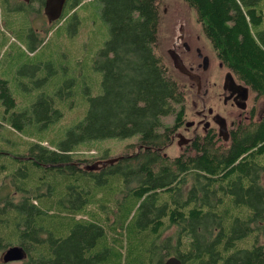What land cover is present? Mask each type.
<instances>
[{"label": "trees", "instance_id": "1", "mask_svg": "<svg viewBox=\"0 0 264 264\" xmlns=\"http://www.w3.org/2000/svg\"><path fill=\"white\" fill-rule=\"evenodd\" d=\"M99 1L109 29L95 62L102 92L89 97L84 117L58 147L33 144L25 155L12 157L15 164L0 161V189L10 178L14 193H21L16 201L0 195V251L22 246L21 264H164L172 255L182 264H264V243L256 242L264 228V115L228 143L196 138L174 157L165 154L185 121L186 94L154 52L161 0ZM184 1L195 9L218 60L256 96L264 95L261 0ZM0 99L7 108L14 105L1 77ZM34 108L43 110L44 121L59 113L47 97ZM134 134L136 152L109 164L131 184L130 207L121 215L119 208L118 217L128 219L135 209L132 228L125 220L119 225L138 236L123 262L121 253L110 252L107 236L116 234V211L107 212L102 226L105 220L81 217L70 205L77 191H92L82 176L89 173L82 163L91 159L77 156L72 145ZM170 231L173 245L171 236L162 237ZM249 235L246 247L243 240L237 246ZM121 237L113 239L122 242ZM144 239L152 246L142 250Z\"/></svg>", "mask_w": 264, "mask_h": 264}, {"label": "rangeland", "instance_id": "2", "mask_svg": "<svg viewBox=\"0 0 264 264\" xmlns=\"http://www.w3.org/2000/svg\"><path fill=\"white\" fill-rule=\"evenodd\" d=\"M38 1L31 0L26 3L18 0H0V77L7 81L8 90L14 100V105L7 108L0 99V151L6 154L0 155V161H11V164H15V161H12L13 156L25 155L33 144L49 148L58 147L59 143L67 138L68 130L84 117L89 107V97L102 92L101 72L95 67V62L108 39L109 29L101 17L100 1L67 0L62 14L64 17L53 23L47 22L43 5ZM258 8L263 17L258 28L262 30L264 0L259 2ZM180 29L184 37L177 41ZM183 42L189 46L188 50ZM174 46L185 65L193 66L194 71L200 75L201 93L206 92L204 106L209 112L223 110L220 93L229 69L218 60L202 31L195 9L184 0H161L154 52L163 59L172 76L184 84L185 121H190L195 119V110L201 107L202 102L196 94L195 84L175 68L170 56V50ZM198 50L209 58L205 70L199 66L202 61ZM233 77L237 80L234 74ZM250 96L253 97L254 110L259 107L263 110L264 95L256 96L251 91ZM42 97L50 98L52 107L59 111L58 115L54 113L53 117L46 121L42 118L43 110L34 108L36 101ZM165 121L170 122L171 118L167 117ZM16 125H20V128ZM191 129L192 127H186L183 123L178 131L185 137H190ZM137 139L138 134L87 140L73 144L72 150L79 157L91 159L90 163H82L83 165L93 164L99 160L132 155L138 149L135 143ZM177 141L174 140L165 148V154L174 157L185 150ZM27 162L29 161H26V166L36 167ZM112 170L113 166L109 165L82 173V176L88 178L92 191H77L70 200L74 205H70L75 211H79L81 217L91 219V216H94L101 221L105 220L100 223L102 226L106 224L107 212L116 211V234L109 232L107 236L110 252L114 255L121 253L124 262L138 236L127 233V230L119 225L125 220L126 225L129 223L128 230L129 227L131 229L135 220V217L132 219L135 209L128 219L118 217L119 208L121 215L130 207L132 199L127 196V190L131 184L126 182L124 173ZM33 180L34 177L29 181ZM262 181L264 185V179ZM114 182L118 184H113ZM15 191L12 180L4 179L0 195H7L16 201L21 193H14ZM93 191L97 192L94 197ZM59 194L56 192L55 199L60 198ZM82 205H85L83 209ZM114 235L122 236V242L119 239L114 240ZM251 235L238 241L237 246L243 240V247H246ZM167 236H171V243L175 244V234L170 231L162 235L163 238ZM256 242L264 243L263 227ZM150 243L151 240L144 239L142 250L148 249ZM3 252L0 251V264H21L22 260L4 262L1 257Z\"/></svg>", "mask_w": 264, "mask_h": 264}, {"label": "flooded vegetation", "instance_id": "3", "mask_svg": "<svg viewBox=\"0 0 264 264\" xmlns=\"http://www.w3.org/2000/svg\"><path fill=\"white\" fill-rule=\"evenodd\" d=\"M30 1L31 0H29L28 2ZM38 2L40 4L42 3L40 0ZM192 68V70L194 71L193 66ZM194 72L197 73L196 71ZM235 82L237 84H242L243 86L248 87L241 81L235 80ZM250 93L251 91L249 87L248 89H243L242 87L232 85L230 82L226 85L225 88L223 85L222 91L220 93L222 104L224 105L223 110L209 112L208 109L201 104V107L195 110V119L184 122V126L192 127V129L191 136L187 137L191 140L188 144L183 145V147L186 148L196 138H198V140H200L201 142L209 139L216 142L217 144L228 143L232 140L233 135L237 133L239 129L251 127L255 123L259 122L264 115V109L262 110V108L259 107L258 110H254V104L252 103L253 97L250 96ZM197 96L202 102V99L204 100L206 98V92L201 93L200 90ZM249 104L251 105L250 107ZM220 117H223L226 121L228 134V139L226 141L222 136L219 135V126L217 120H220ZM186 123H188L189 126H187ZM177 132L179 131H176L175 133ZM175 133H173V135ZM174 140L177 141V137H173V139L171 137L172 143Z\"/></svg>", "mask_w": 264, "mask_h": 264}, {"label": "water", "instance_id": "4", "mask_svg": "<svg viewBox=\"0 0 264 264\" xmlns=\"http://www.w3.org/2000/svg\"><path fill=\"white\" fill-rule=\"evenodd\" d=\"M28 2L29 0H21ZM67 0H45L44 1V7L43 11L46 16L48 23H53L57 20H59L62 17L64 6ZM184 37L182 33V29H180V34L177 37V41L182 40ZM184 43V42H183ZM186 49H189V46H187L186 43L183 44ZM170 56L174 62L175 68L184 76H186L190 81H192L196 86V92L199 94L201 88H202V81L201 77L198 73H195L192 69V67H187L180 57L179 53L176 50V47L172 50H170ZM198 56L202 59L201 64L199 65L204 70L207 68L209 63V58L207 56H204L200 50H198ZM231 83L234 86L242 87L243 89H248V87L243 86L242 84H237L235 82V79L233 77V74L231 71L227 72L224 78V88L228 83ZM202 105L204 106V100L202 99ZM218 126H219V135L223 137V139L226 141L228 139L227 134V126L226 121L223 117H220V120H217ZM187 126L188 123H186ZM178 138V145H186L190 142L191 139L185 137L183 134L177 132L172 136ZM121 157L112 158V159H104L94 162L93 164H84L83 168L85 170H97L100 167H104L109 164H113L114 162L118 161ZM4 262L12 261V260H23L26 258V252L23 249L22 246L19 245H12L4 250L3 254L1 255ZM164 264H182L181 261L176 256H171L167 258L164 262Z\"/></svg>", "mask_w": 264, "mask_h": 264}]
</instances>
